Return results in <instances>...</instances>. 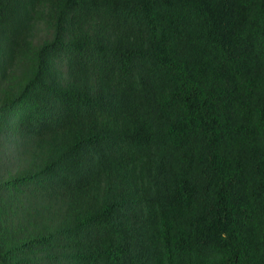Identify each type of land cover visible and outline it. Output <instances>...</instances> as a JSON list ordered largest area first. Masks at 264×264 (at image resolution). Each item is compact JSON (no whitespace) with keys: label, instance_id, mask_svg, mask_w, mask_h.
Wrapping results in <instances>:
<instances>
[{"label":"trees","instance_id":"trees-1","mask_svg":"<svg viewBox=\"0 0 264 264\" xmlns=\"http://www.w3.org/2000/svg\"><path fill=\"white\" fill-rule=\"evenodd\" d=\"M0 264H264V0H0Z\"/></svg>","mask_w":264,"mask_h":264},{"label":"rangeland","instance_id":"rangeland-1","mask_svg":"<svg viewBox=\"0 0 264 264\" xmlns=\"http://www.w3.org/2000/svg\"><path fill=\"white\" fill-rule=\"evenodd\" d=\"M37 30L38 31L36 32L37 33L36 39H39V38H42V37L45 36V33H44V31H45L44 24H40Z\"/></svg>","mask_w":264,"mask_h":264}]
</instances>
